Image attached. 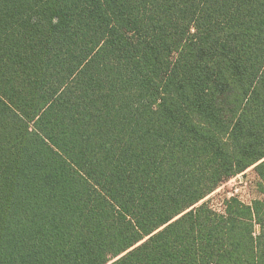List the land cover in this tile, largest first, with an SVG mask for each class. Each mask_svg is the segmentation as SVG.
<instances>
[{
    "label": "trees",
    "instance_id": "trees-1",
    "mask_svg": "<svg viewBox=\"0 0 264 264\" xmlns=\"http://www.w3.org/2000/svg\"><path fill=\"white\" fill-rule=\"evenodd\" d=\"M250 168L264 0H0V264H264Z\"/></svg>",
    "mask_w": 264,
    "mask_h": 264
},
{
    "label": "rangeland",
    "instance_id": "rangeland-1",
    "mask_svg": "<svg viewBox=\"0 0 264 264\" xmlns=\"http://www.w3.org/2000/svg\"><path fill=\"white\" fill-rule=\"evenodd\" d=\"M258 182L256 175L252 171V168H250L244 173L221 184L216 191L206 197L202 202L210 201L212 207L220 212L222 210V200L231 197L232 194L237 196L244 204L250 205L254 200L264 199L259 194ZM256 230L258 231V228Z\"/></svg>",
    "mask_w": 264,
    "mask_h": 264
},
{
    "label": "built area",
    "instance_id": "built-area-1",
    "mask_svg": "<svg viewBox=\"0 0 264 264\" xmlns=\"http://www.w3.org/2000/svg\"><path fill=\"white\" fill-rule=\"evenodd\" d=\"M231 196H232V194H231Z\"/></svg>",
    "mask_w": 264,
    "mask_h": 264
}]
</instances>
